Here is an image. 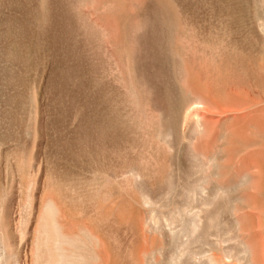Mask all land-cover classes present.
<instances>
[{
  "label": "rangeland",
  "instance_id": "1",
  "mask_svg": "<svg viewBox=\"0 0 264 264\" xmlns=\"http://www.w3.org/2000/svg\"><path fill=\"white\" fill-rule=\"evenodd\" d=\"M6 264H264V0H0Z\"/></svg>",
  "mask_w": 264,
  "mask_h": 264
},
{
  "label": "bare ground",
  "instance_id": "2",
  "mask_svg": "<svg viewBox=\"0 0 264 264\" xmlns=\"http://www.w3.org/2000/svg\"><path fill=\"white\" fill-rule=\"evenodd\" d=\"M0 264H6V261L3 257L0 256Z\"/></svg>",
  "mask_w": 264,
  "mask_h": 264
}]
</instances>
